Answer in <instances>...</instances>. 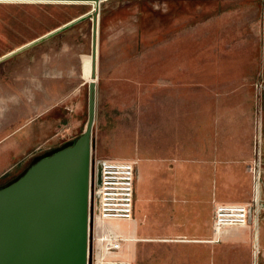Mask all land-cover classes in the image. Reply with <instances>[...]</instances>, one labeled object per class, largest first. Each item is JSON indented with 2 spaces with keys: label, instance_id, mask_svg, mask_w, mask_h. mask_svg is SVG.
<instances>
[{
  "label": "rangeland",
  "instance_id": "1",
  "mask_svg": "<svg viewBox=\"0 0 264 264\" xmlns=\"http://www.w3.org/2000/svg\"><path fill=\"white\" fill-rule=\"evenodd\" d=\"M67 6L0 4V55L70 19L74 8ZM91 24L89 17H83L0 61V186L38 157L82 134L92 81L96 82L92 157L121 158L124 80L118 76L129 66V86L144 87L143 82L155 75L158 56L168 63L177 54L210 58L212 75L216 69L225 73L220 82L228 98L235 95L251 104L255 134L259 133V108L264 103V0L102 1L96 79L90 75ZM181 41L189 42V47L179 45ZM166 62L162 72L169 77L171 66ZM50 72L51 90L56 92L51 100L44 96V78ZM159 83L170 86L169 79ZM117 88L120 93L112 94ZM60 89L70 95L59 96ZM55 99L58 105L48 113ZM50 134L53 138L48 140ZM171 225L162 227L168 230ZM148 226L154 230L155 223Z\"/></svg>",
  "mask_w": 264,
  "mask_h": 264
},
{
  "label": "crops",
  "instance_id": "2",
  "mask_svg": "<svg viewBox=\"0 0 264 264\" xmlns=\"http://www.w3.org/2000/svg\"><path fill=\"white\" fill-rule=\"evenodd\" d=\"M188 43L179 45L188 48ZM177 55L170 63L156 57L155 75L144 87L129 86V66L118 76L124 80L123 144L116 159L136 163V182L133 218L111 223L125 238L117 257L131 264H264V212L256 225L250 219L219 236L212 225L218 203L252 200L257 157L264 201V103L256 135L251 104L228 98L220 82L225 73L216 69L212 75L207 56ZM164 62L171 66L169 77L162 72ZM51 79L50 72L44 78L50 100L56 93ZM168 79L170 86L159 83ZM119 93L118 88L112 92ZM58 94L66 98L70 92ZM51 102L48 113L58 105ZM149 223H155L154 230ZM163 223L172 225L164 230Z\"/></svg>",
  "mask_w": 264,
  "mask_h": 264
},
{
  "label": "water",
  "instance_id": "3",
  "mask_svg": "<svg viewBox=\"0 0 264 264\" xmlns=\"http://www.w3.org/2000/svg\"><path fill=\"white\" fill-rule=\"evenodd\" d=\"M92 17L91 76L96 78L98 13ZM88 87V121L82 134L38 157L18 177L0 186V264H90L88 229L92 222V193L89 191V170L94 147L96 82H89ZM256 161L258 169V157ZM260 207H264V202ZM257 221L254 216L253 224Z\"/></svg>",
  "mask_w": 264,
  "mask_h": 264
},
{
  "label": "built area",
  "instance_id": "4",
  "mask_svg": "<svg viewBox=\"0 0 264 264\" xmlns=\"http://www.w3.org/2000/svg\"><path fill=\"white\" fill-rule=\"evenodd\" d=\"M93 150V149H92ZM253 198L249 203H218L213 213V231L219 236L227 227L245 226L264 207L262 179L255 159ZM136 163L134 161L90 156L89 191L92 193V222L88 229L90 264H131L114 256L125 238L111 229V222L128 221L134 216ZM256 205V208H255Z\"/></svg>",
  "mask_w": 264,
  "mask_h": 264
},
{
  "label": "bare ground",
  "instance_id": "5",
  "mask_svg": "<svg viewBox=\"0 0 264 264\" xmlns=\"http://www.w3.org/2000/svg\"><path fill=\"white\" fill-rule=\"evenodd\" d=\"M100 2L101 1H97V0H65V1H50V0H0V4H18V5H22V4L25 5L26 4V5H28L30 3H61V4L68 5L67 7H71L72 6V8H74L73 13L71 14V16H69L70 19L64 21L63 23H61L60 25H58L56 27H53V28L49 29L48 31H45L44 32L45 34H46V32H48V34H51V33L55 32V31L59 30L63 26H65L67 23H69V22H71L73 20L81 19V18L86 17V16H88L89 19L92 21L93 20V17H92L93 14L94 13H99V6H100L99 3ZM44 33L42 35H44ZM42 37H40V38H42ZM36 38H33L32 39L33 41H30L28 43L26 42L25 45H23L21 47L18 46L16 48H13V49L9 50L6 53L1 54L0 55V58L5 57V56H7L8 54H10L12 52H16L17 50L23 48L27 44H29L31 42H34L35 40L39 39V38H37V39ZM96 57H97L96 61H98V45H97V56ZM90 75H91V73H90ZM96 78H97V73H96ZM96 78H93V79H96ZM111 229H112V227H111ZM114 256H120V255L117 252L116 254H114Z\"/></svg>",
  "mask_w": 264,
  "mask_h": 264
}]
</instances>
